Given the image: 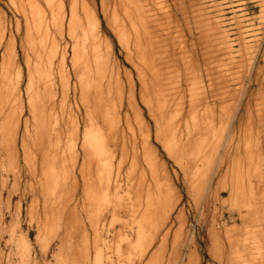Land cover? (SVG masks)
<instances>
[{"label": "rangeland", "instance_id": "obj_1", "mask_svg": "<svg viewBox=\"0 0 264 264\" xmlns=\"http://www.w3.org/2000/svg\"><path fill=\"white\" fill-rule=\"evenodd\" d=\"M0 264H264V0H0Z\"/></svg>", "mask_w": 264, "mask_h": 264}, {"label": "bare ground", "instance_id": "obj_2", "mask_svg": "<svg viewBox=\"0 0 264 264\" xmlns=\"http://www.w3.org/2000/svg\"><path fill=\"white\" fill-rule=\"evenodd\" d=\"M124 2L126 3L127 1H124ZM134 2H135V1H134ZM127 5H128V2H127ZM131 6H132V5H131ZM135 6H137V5H135ZM129 7H130V6H129ZM129 7H128V8H129ZM138 7H139V6H138ZM133 9H134V8H133ZM135 9H136V8H135ZM133 11H134V10H133ZM136 17H137V16H136ZM125 18H127V17L125 16ZM127 19H128V20H127ZM127 19H126L127 21H130V20H131V19H129V18H127ZM136 20H138V19L136 18ZM131 23H133V22H131ZM127 24H128V22H127ZM128 25H129V24H128ZM130 26H132V24H131ZM133 27H134V26H133ZM135 27H136V26H135ZM135 32H136V31H135ZM46 35H47V34H46ZM37 36H38V35H37ZM123 36H124V35H123ZM135 38H136V37H135ZM133 43H134V42H133ZM134 45H135V44H134ZM136 45H137V44H136ZM140 45H141V44H140ZM137 52H138V51H137ZM147 58H148V57H147ZM150 61H151V60H150ZM143 64H144V63H143ZM151 69H152V68H151ZM134 70H135V69H134ZM155 71H156V70H155ZM153 73H154V71H153ZM154 74H156V72H155ZM155 77H156V76H155ZM155 77H154V78H155ZM155 81H156V80H155ZM158 82H159V80H158ZM158 82L156 81V84H157ZM160 84H161V82H160ZM162 84H163V83H162ZM157 85H158V84H157ZM158 86H160V85H158ZM156 88H157V87H156ZM158 89H159V88H158ZM158 89H157V90H158ZM159 92H160V90H159ZM159 92H158V93H159ZM161 93H163V92L161 91L160 94H161ZM156 94H157V93H156ZM160 96L162 97L163 95H160ZM164 98H165V97H164ZM165 99H167V97H166ZM169 99H170V98H169ZM15 100H16V99H15ZM158 100H159V97H158ZM167 100H168V99H167ZM159 101H161V99H160ZM163 101H164V100H163ZM163 101H162V106L159 105V107L161 106L160 108L163 107ZM165 101H166V100H165ZM165 101H164V102H165ZM170 101H171V100H170ZM170 101H168V102L170 103ZM158 103H159V102H158ZM169 103H165V104L169 105ZM165 106H166V105H164V107H165ZM169 106H170V105H169ZM177 106H178V105H177ZM160 108H159V109H160ZM166 108H167V107H166ZM176 108H177V107H176ZM176 108H175V109H176ZM163 109H164V108H163ZM170 109H171V108H170ZM160 110H162V109H160ZM165 110L167 111V109H165ZM165 110H164V113H165ZM173 110H174V108H173ZM169 111H170V110H169ZM174 111H175V110H174ZM174 111H173V112H174ZM162 112H163V110H162ZM162 112H161V114H162ZM167 112H168V111H167ZM175 112H176V111H175ZM175 112H174V113H175ZM166 114H167V113H166ZM176 114H177V112H176ZM168 115H170V114H168ZM174 116H175V115H174ZM169 117H170V116H169ZM3 120H4V119H3ZM3 120H2V121H3ZM2 123H3V122H2ZM41 123H42V122H41ZM181 127H182V126H181ZM188 128H189V127H188ZM2 129H3V128H2ZM178 131H179V129H178ZM181 131H182V130H181ZM3 132H4V131H3ZM8 132H9V131H8ZM183 132H184V131H183ZM186 132H187V130H186ZM184 135H185V134H184ZM177 136H178V135H177ZM182 136H183V135H182ZM182 136H181V137H182ZM57 137H58V135H57ZM176 138H178V137H176ZM57 140H58V138H57ZM181 140H182V139H181ZM62 154H63V153H62ZM9 166H10V165H9ZM215 170H217V168H216ZM24 246H25V245H24ZM67 251H68V250H67Z\"/></svg>", "mask_w": 264, "mask_h": 264}]
</instances>
